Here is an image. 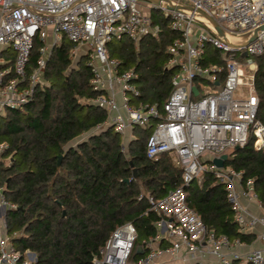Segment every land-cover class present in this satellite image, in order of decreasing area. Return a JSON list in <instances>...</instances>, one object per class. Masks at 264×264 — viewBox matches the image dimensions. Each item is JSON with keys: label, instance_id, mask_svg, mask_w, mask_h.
I'll return each instance as SVG.
<instances>
[{"label": "built area", "instance_id": "2783aa9c", "mask_svg": "<svg viewBox=\"0 0 264 264\" xmlns=\"http://www.w3.org/2000/svg\"><path fill=\"white\" fill-rule=\"evenodd\" d=\"M204 13L232 40L264 24V0H169ZM157 9L178 33L167 47V67H174L170 89L156 103H132L137 89L132 68L119 70L109 57L106 43L121 36L134 44L145 35L155 36L149 11ZM50 34L51 42L46 41ZM64 36L72 47H83L91 69L89 85L96 95L88 101L103 109L105 120L120 135L125 152L133 127H150L144 144L148 159L165 153L180 168L181 183L158 198L145 195L146 211L153 212L155 233L140 246L145 255L137 264H263L264 249L238 252L246 243L214 234L187 206L183 187L198 186L210 174L220 183L238 230L264 240V200L253 189L252 178L225 164L232 151L252 137L254 149L264 146V128L256 118L257 97L252 56L264 53V31L244 46L220 38L208 22L191 12L169 9L145 0H0V112L30 101L34 85L50 48ZM37 37L36 66L26 72L32 40ZM209 45L221 53V62L204 63ZM245 56H242V53ZM249 73L244 77L242 67ZM196 92H193L191 88ZM125 143V144H124ZM4 147L0 145V150ZM225 155L221 166L214 163ZM15 205L0 185V264H33L29 249L18 250L5 232L4 213ZM144 212V213H145ZM257 226L261 230L256 231ZM135 229L126 221L116 226L89 264H126Z\"/></svg>", "mask_w": 264, "mask_h": 264}, {"label": "trees", "instance_id": "16d2710c", "mask_svg": "<svg viewBox=\"0 0 264 264\" xmlns=\"http://www.w3.org/2000/svg\"><path fill=\"white\" fill-rule=\"evenodd\" d=\"M149 16L158 27L155 36H141L136 46L121 36L108 41L106 50L109 57L118 59L119 70L132 68L135 73L132 83L138 92L131 102L159 107L175 70L166 66L165 49L179 35L159 10L151 9ZM41 45L37 37L32 40L26 72L36 66ZM71 47L62 36L50 48L30 101L0 112V145H4L0 185L5 198L15 205L5 210V232L16 249L34 254L33 264H89L110 232L128 221L135 229V239L127 262L137 264L145 250L136 249L154 235L153 222L158 218L145 212V195L158 198L179 185L180 168L165 153L156 159L145 156L150 127H133L125 152L112 127L88 133L105 120L106 113L88 101L96 92L89 85L87 56L72 65ZM251 59L256 118L264 128V53ZM203 61L220 63L221 53L205 45ZM83 133L87 137L71 146ZM225 164L242 170V179L252 178L254 191L264 200V146L254 149L249 137ZM183 190L187 206L207 229L229 240L253 241V233L238 230L222 186L210 174L200 186L192 181ZM230 264L239 263L233 260Z\"/></svg>", "mask_w": 264, "mask_h": 264}, {"label": "water", "instance_id": "95a60500", "mask_svg": "<svg viewBox=\"0 0 264 264\" xmlns=\"http://www.w3.org/2000/svg\"><path fill=\"white\" fill-rule=\"evenodd\" d=\"M148 2H151L153 4H157V5H161L163 7L169 8V9H181L187 12H191L194 15L206 20L208 22V24H210L212 26V28L215 30L216 34L222 38L225 41H228L229 43H234V44H238L239 46H244L246 45L247 42H249L250 40L254 39L257 34L261 33L262 31H264V24L260 25L259 27H257L256 29L252 30L251 32L247 33L245 36L241 37L240 39L238 38L236 41L232 40L231 38H229L223 31L222 29L209 17H207L204 13L199 12V11H194L191 9H188L182 5L179 4H174L169 0H145ZM242 56H245V53H242ZM193 92H196V90L192 87L191 88ZM225 159V155H221V157L219 159H214V163L217 166H221L222 165V161ZM131 173L134 176L135 175V171L134 169H131ZM137 252H141L140 247H138L136 249Z\"/></svg>", "mask_w": 264, "mask_h": 264}, {"label": "rangeland", "instance_id": "374dc122", "mask_svg": "<svg viewBox=\"0 0 264 264\" xmlns=\"http://www.w3.org/2000/svg\"><path fill=\"white\" fill-rule=\"evenodd\" d=\"M48 32L49 31L47 29L46 41L47 42H51L50 34H48ZM134 46H136V44H134ZM69 53H70L69 56H70V61H71V64L72 65L75 64V62L80 58V56L85 55L84 49L81 46L80 47H75V48L74 47H71ZM249 60H252V59L249 58ZM242 69H243V74H244V77H245L249 73L248 68H246V66H243ZM101 127H105V126H100L98 129L93 128L88 133H96ZM88 133L81 134L80 136H78L77 138H75L73 141H71L70 142V145L71 146H74L78 141H81V140L85 139L87 137ZM125 151H126V148H125ZM127 264H129V263L127 262Z\"/></svg>", "mask_w": 264, "mask_h": 264}, {"label": "crops", "instance_id": "0c3cea01", "mask_svg": "<svg viewBox=\"0 0 264 264\" xmlns=\"http://www.w3.org/2000/svg\"><path fill=\"white\" fill-rule=\"evenodd\" d=\"M259 230H261V227L257 226L256 231H259ZM252 248L264 249V240H261V241L254 240L250 243H246L245 245L238 247L237 251L242 252L244 250H248V249H252Z\"/></svg>", "mask_w": 264, "mask_h": 264}]
</instances>
